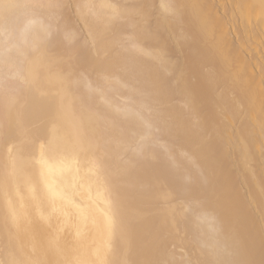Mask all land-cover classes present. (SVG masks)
<instances>
[{
    "label": "bare ground",
    "instance_id": "bare-ground-1",
    "mask_svg": "<svg viewBox=\"0 0 264 264\" xmlns=\"http://www.w3.org/2000/svg\"><path fill=\"white\" fill-rule=\"evenodd\" d=\"M83 1L92 11L75 0L71 17L88 36H107L93 57L78 46L81 58L71 53L52 65L58 53L43 52L35 19L38 34L29 42L18 36L42 51L19 47L28 56L26 93L0 106V127L8 128L0 131V264H264V0ZM31 2L0 0V25ZM70 60L99 88L120 76L134 92H148L162 108L163 136L189 160L169 162L157 152L119 164L115 139L127 146L147 134L148 121L135 114L123 133L102 136L100 151L92 140L100 99L78 96L63 73ZM126 178L125 188L113 187ZM110 200L117 206L107 207ZM171 246L185 250L175 263Z\"/></svg>",
    "mask_w": 264,
    "mask_h": 264
},
{
    "label": "rangeland",
    "instance_id": "rangeland-1",
    "mask_svg": "<svg viewBox=\"0 0 264 264\" xmlns=\"http://www.w3.org/2000/svg\"><path fill=\"white\" fill-rule=\"evenodd\" d=\"M31 1H33V2H31L30 5L28 4V6H27V4H25V6L24 5H21L20 6L22 9H24V8L26 9L28 7L30 9V11H28L27 9L26 10L24 9L25 10V12H24V10L21 11L22 10L21 8H17L18 11H17V9H14V12H19V13H14V15L11 14L10 17L12 19L9 17L11 21L8 18L9 22L7 20V22L5 21L4 23H2L0 25V42H3L2 45L0 43V60L3 59V58H5V57H7V58L9 57L8 58L9 60H7L5 58L6 59V60L4 59L5 61L2 60L0 62V106L2 105V102H3L2 100H3L4 97L7 98V101H11V102H13V103L16 104L23 97V93H26V88L25 87L27 86V84H26L27 80H25L26 78L24 77V74H22L23 73L22 72L23 71L22 68H23V65L26 63L25 60H28V56L26 58H25L24 55L21 56L20 53H22L21 52L22 50H25L27 48V50L29 49V50H31V52L33 54H36V53H38V51H42V49L45 47L43 49V52L44 53H45V51H46V53L47 52H50V51H52L53 54H57L58 53L57 55H54V56H56L55 58H53V55H52L51 58L54 61L51 59L50 60L51 61L50 63H52V65H54V66H57V64H58V66H60V65L62 66L64 63L65 64L67 63V60L66 59L68 57H70L71 53H72V55L75 58H76L77 54H78L77 57L78 58H81L82 55L84 56L86 54L85 52L88 51L87 54L89 56H91L92 53H93V55L91 56V57H93L95 55V50H96L97 46L100 43L106 41V39H107V36H105V38H104V35L103 36H100L97 39L92 38L90 35L88 36V34L86 33V31L84 29V26H83L82 22L79 21V20H76V22H75V20L71 17L72 15L74 16V12L76 10L75 9V4H74L75 3V0H64L66 3L62 0L65 4H62L61 0H57L59 3H56V4H54L52 6H49V7H48V5L45 6L46 4H44L43 2H42L43 3L42 4V3H36L34 0H31ZM77 1L82 6L84 5L83 4V2H84L83 0H82V2H81V0H77ZM116 1H118V0H116ZM84 3H86V2H84ZM31 4H32V6H31ZM59 4L63 5L62 8H61V5L59 6ZM87 4H85L86 6H83L82 8H83L84 11L87 10L86 12L89 14L90 11H92V7H90V5L87 7ZM39 5H40V7H39ZM56 6L59 7L58 10H57V8L56 9L54 8ZM46 7H48V8H46ZM84 7H86V8H84ZM31 8H35V9L31 10ZM49 8H51V9H49ZM44 9L47 10L48 12L47 11H43ZM36 10H39V11L42 10V13L39 12V11H36ZM32 11H34V12H32ZM29 12L30 13H33V16H34L35 12H37L36 13V17L38 19H36L35 16L32 18L31 17L32 15H29V17H28V13ZM45 12H47V13H45ZM49 12H50V14H49ZM22 13H24V14H22ZM25 13H26L27 18H26V16H24ZM40 13L42 14L41 16H40ZM43 13H45V15H43ZM19 14L21 16H19ZM38 14H39V16H38ZM46 14L47 15L49 14L50 16L49 15L46 16ZM52 14H53V16H51ZM12 15H13V17H12ZM55 15H57L58 17L56 18ZM64 15L67 16V17H69V18L67 19V17H65ZM22 16H23V19H22ZM45 16L46 17H51V18H48V20H51V19H53V20L55 19V20L53 22H52V20H51V22L48 21V20L46 22L45 21H42L41 22V20H46L47 19ZM39 17H41V18L39 19ZM19 18L22 19L21 20V23H22V26L23 27H21V24L19 23L20 22V19ZM24 18L26 20L29 18L30 19V23L28 22V20H29L28 19L27 22H26L27 24H26L25 21H24L25 20ZM34 19H35L36 23L38 22L39 25H41V26H39L40 30H42L41 27H43L44 30L41 32L43 35L41 33L40 34L36 33V31H38L39 28H38V30H36L37 28L35 26H37L38 23L34 26L33 25L34 22L33 21L31 22V20H34ZM67 20H69L70 22L72 21L71 23H73V24L69 25V26H72V27H69L67 25V24H70V22H68ZM64 21H67L68 22V23L65 22V24L73 32L70 29H67V30L64 31L65 28H68L67 26L66 27H63V26H65L63 24ZM23 23L26 26L23 25ZM28 23L30 25H33V26L30 27ZM46 23H48V25ZM43 25L45 26V28H44ZM28 27H30V28H28ZM21 28L24 29V30H22ZM31 28H32V30L30 31ZM33 28H34V31H35L34 33H32ZM27 29L31 32V36H30V32ZM25 30H27V32H29V34L28 33H25L26 32ZM68 30H70V31L68 32ZM22 32L25 33V34H23ZM19 33L20 34L22 33V36H24V37H26V36H27V38L30 37L29 40H27L26 38H24L28 42L34 36L33 34H35V35L38 34V36L41 35V36L45 37V38H42L40 36L42 39H40L38 37L40 39L39 40V43L41 41L40 44L43 45L42 46V49H41V46L37 45V46H39V47H37L35 45V48H37V49H34V52H33L32 51V48H34V45L28 44V42L26 43V41H24V39H22V37H18V36H21ZM11 38H14V39H11ZM15 38H16L17 42H16ZM18 39H20V40L22 39V40L20 41ZM34 39H36V37ZM12 40L13 41L15 40L14 41L15 43L12 42V44H10ZM122 40H124V42L122 41L123 42L122 44H127V42H129V39H127V38H124V39L122 38ZM4 44H5V46H4ZM7 44H10V45H7ZM22 44H23V46H21ZM75 45H77V46H75ZM78 46H80L81 49H83V48L84 49L86 48V49L82 51V50H80V48H78ZM1 47H3V49ZM19 47H21L20 48L21 51L19 50ZM22 47L25 48V49H22ZM121 48H122V45L121 46L120 45H117L113 50H111L108 53V55L109 56H115L116 53H118ZM76 49L77 50L79 49L81 51V54L82 55H79L80 52H78L79 50L76 51ZM15 51H16V54L19 53L20 55L19 54H17V55L14 54L12 56L11 55V54H13L12 52H15ZM54 52H56V53H54ZM73 52H74V54H73ZM82 52H84V53H82ZM9 53H11V54H9ZM28 53H30V52H28ZM10 55H11V58L12 59H10ZM1 56H5V57H2L1 58ZM14 56H15V58H16V56H18L19 57L18 59H20V58L21 59H24L25 58L24 59L25 62L23 60L22 61L18 60V62H17L16 61L17 59L15 60ZM79 56H81V57H79ZM13 60H15L16 62L13 61ZM10 61H12V62H10ZM63 61H64V63H63ZM61 63H63V64H61ZM68 67H70V68H68ZM68 67H67L68 69L67 68L64 69L63 73L68 78L69 84H72V85L78 87V89H79V90L77 89L78 96L79 97H81V96L82 97L90 96V97L94 98L95 101H97V100L100 99L99 101H97V104L102 109L103 114L101 112V113H99L98 116H96L94 114L92 116L98 122H101L99 124V127L96 128V129H94L93 130V133H92V135H93V138H92L93 143L97 146V148L100 151L103 150V146H104V142H103L102 136L105 137L107 135V138H108V136L110 137L114 133L115 134H118V131L119 130L117 128H120V132L123 133L124 132V129H125L124 128V123H126V120H128L129 122L131 120H133V118L132 119H130V118L133 117V115L135 114L134 117L136 115H138V116H136V117H138V118H136V120H138L140 118L138 120V121H140L139 123H142V121H144V122L145 121L146 122L148 121L147 122V127H146L147 134L145 132H142L143 134L141 132H138L139 135L136 136V138L137 137L138 138L136 139V138L132 137L133 138V141H132V138L129 137L130 138L129 140L131 142L129 141L130 143L128 142L129 144L128 145L126 144L127 146H125V145L122 146L120 144V141L118 142L117 141L118 139H115V142H118V144L114 142V145L116 147L118 146V148H119L118 149L119 150L118 151V153H119L118 156H120V157L117 156V158H116V160H117V162L119 164H124V163L128 162V160L131 157L132 158H135L136 157V158H139L140 160H143V159L144 160H148V159H151L153 157L154 153H156V154L159 153L160 154V158L162 160H166V161H169V162H173L176 158H181V159H184V160H189L188 154H186V156H185L184 153L182 154V153L174 150V148L172 147V139L171 138L167 137L166 135L163 136L165 133L162 130L161 125H159V123L160 124L162 123L161 122V119H159L156 116V114L158 115L159 112H160V110L162 108H161V106H157L155 104H152V103H150L147 100V98L149 97V95H148L149 93L148 92H144L143 91V92H140V94H138L139 92L138 93L136 91L134 92V90H132L131 83L129 84V82H126L123 79H120L121 78L120 76H116L115 80L114 79L112 80V81H114V83L112 82L113 84L112 83L110 84L111 81H109L107 83H104L103 82L102 83L103 85H101L100 88H99V86H96L94 84L92 85L91 83H93V82H91L92 79L90 78V76L87 75V74H85V73H81L80 70H79V68H77V65H74L73 63H71V60H70V63H69V66ZM71 69H72V71H71ZM78 72H80V73H78ZM78 74H81L82 76L81 75L79 76ZM68 75H71V76H68ZM87 76H89V77L87 78ZM76 77H78L77 80H76ZM71 79L73 81L74 80L75 81L73 82ZM76 82H77L78 85L76 84ZM85 84H86V86H85ZM108 86H110V87H108ZM104 87L107 88V90L104 89ZM104 91H105L106 95H104ZM132 91H133L134 94L131 93ZM101 93H103V94L101 95ZM125 93H127V94H125ZM140 95H142V97ZM102 96H103V98H101ZM137 97H138L139 100H137ZM136 100H137V103H141L142 104V105L141 104L140 105L137 104L138 107L141 106L139 109L137 108V105H135ZM144 100H146L147 102L146 101L144 102ZM138 101H140V102H138ZM112 104H114V105H112ZM112 106H114V107H112ZM110 108H111V112H109V113H111V114H109V116L110 115H113V116H111V118L108 119V117L105 114H106V112ZM131 109H133L132 111H136L138 109V110L141 111V114H140L139 111H136L135 113H132L131 112ZM129 114H130V116L132 114V116L130 118L128 117ZM139 115H140V117H139ZM155 116L157 117V119L155 118ZM105 117L107 119H105ZM0 119H4V113L1 112V110H0ZM153 119L156 120V121H154ZM158 119L160 120L159 122H158ZM150 122H151L152 125L150 124ZM156 122L158 123L159 126L156 124ZM136 123H138V122H136ZM122 124H123V127L121 126ZM149 126H151V128ZM113 129L114 130L116 129L117 132H116V130L114 131ZM149 129H152V130H149ZM4 130H5V132H7V130H8L7 126H5L4 128H1L0 127V131H4ZM111 131H113V133ZM144 134H146V135H144ZM141 135H142V137H140ZM119 144L121 146H119ZM174 152H175V154H174ZM176 152H178V153H176ZM99 154L102 155V153H99ZM173 164H175L176 166H180L181 165L179 163H173ZM193 167L195 168L196 166L193 165ZM131 180H132V178H126L124 180L116 181V184L113 187H115V188H122V187L126 186L128 183H130ZM187 180H188V178H187ZM193 202H194L193 200H189L187 204L193 205L194 204ZM174 203H180V204L182 203L183 204V200L178 199V200L174 201ZM106 204H108L106 206L107 207L109 206V208H114L115 206H117V202L114 201V200H110V201H108V203L106 202ZM164 205H167V204H160V206H164ZM213 223L214 222H212V224ZM212 224H210V225L208 224V228H210L212 226ZM214 225L215 224H213V226H212L213 228L215 227ZM212 227H211V229H213ZM170 249L171 250H174L175 249V252H176L175 254H177V255H173L174 257L172 256L173 259L171 258V262L173 261V263L179 261L181 259V256L183 255V253L185 251V250H183V248H179V247H175V246H171ZM179 254H182V255H179Z\"/></svg>",
    "mask_w": 264,
    "mask_h": 264
}]
</instances>
